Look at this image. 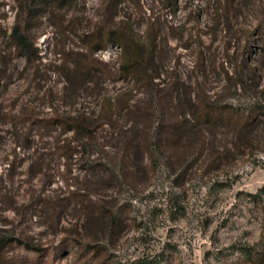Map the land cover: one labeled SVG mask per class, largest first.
Segmentation results:
<instances>
[{
    "label": "rangeland",
    "instance_id": "obj_1",
    "mask_svg": "<svg viewBox=\"0 0 264 264\" xmlns=\"http://www.w3.org/2000/svg\"><path fill=\"white\" fill-rule=\"evenodd\" d=\"M15 25L38 57L18 56ZM101 26L139 45L146 76H119L131 46L109 44L104 75L68 80ZM190 94L255 124L190 125ZM23 114L86 115L97 133L64 157L71 133L13 126ZM135 131L150 148H124ZM263 187L264 0H0V264H82L76 242L103 264H248L264 257Z\"/></svg>",
    "mask_w": 264,
    "mask_h": 264
},
{
    "label": "trees",
    "instance_id": "obj_2",
    "mask_svg": "<svg viewBox=\"0 0 264 264\" xmlns=\"http://www.w3.org/2000/svg\"><path fill=\"white\" fill-rule=\"evenodd\" d=\"M113 1L114 0H106L107 6L112 5ZM9 37L12 42L13 48L18 53V56L25 58L26 60L35 57V55L38 57L39 50L35 48V44L29 40L28 36L22 29L19 28L18 25L13 26ZM109 44L131 46V50L127 53H124L122 61L119 65V76H122L124 78L130 77L134 80H139L142 79V76H146L148 70L145 67V64L149 62V58H147L145 54L143 55L140 48L138 47L139 45L137 43L135 44V42L130 39L129 35L126 32H123L118 28L101 26L96 27L92 31L88 39V48L90 50V53L82 55V58L78 56V58L76 59L65 60L64 65L67 64L68 69L70 68L71 70L70 75L67 77L68 80L73 84L76 83L77 85H83V76L87 73H98L104 75L106 72L105 67H107V65L95 58V55L98 51L102 50L105 45ZM189 99V107L191 110V114L189 117L190 125L192 122H196L201 125L215 128L231 126L235 130L239 131V133H241L252 127L255 124V120L257 118V116H254L253 114L246 116L229 105L217 106L213 103H206L204 101H201L200 99L193 100L194 98L192 97V94H190ZM105 104L107 105L106 107L108 108V110H111L113 108L112 99H108ZM108 110L106 111L107 113ZM101 119L102 118H99L98 121H100ZM104 119L106 120V117ZM10 121L11 124L15 127H17L21 121L27 122L29 124H31V122H38L41 126L45 127L58 125L62 129L63 134L68 132L71 133V136L69 138L66 137L65 139L57 143V150L60 151L62 156L64 157H72L75 154L80 153L83 147L82 144L88 140L92 141L93 139H95V134L97 133V120L93 118L90 119L86 115H81L76 118L71 116L57 115L48 120H33L32 116L23 114L22 116L11 115ZM132 121H135V119L133 118ZM182 125L185 126L183 121H174L171 128H175V130H177L178 127ZM127 132L128 131H123V129L120 131V133L123 134H128ZM131 134L132 135H129L132 136L131 139L128 140V137H126L127 141L126 143H124V148L127 144L129 150L130 148H138L142 150H145L144 148H150L152 138L149 133L141 134L135 131ZM172 136L173 137H170L167 142H163L165 143V146L168 145L169 147H171V144L175 142L173 138L178 139L179 133H174L172 134ZM235 139L236 141L241 140L239 136L235 137ZM192 140L193 139L190 138L188 139V142ZM135 144H137V147ZM123 158L126 159L127 156H124ZM124 164L128 165L125 160ZM261 191H264V187L261 189ZM82 246L83 245L81 243V247H78L77 242L76 244L72 243L71 245L72 250H74L75 248L79 250L78 259L82 262V264H87L89 261H92L94 264H103V262L99 260L95 262L92 256L88 253V250H86V248ZM52 254L54 255V253ZM247 262L248 264H264V257H253Z\"/></svg>",
    "mask_w": 264,
    "mask_h": 264
}]
</instances>
